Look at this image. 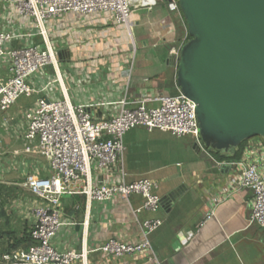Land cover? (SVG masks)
Returning a JSON list of instances; mask_svg holds the SVG:
<instances>
[{"label":"crops","instance_id":"crops-1","mask_svg":"<svg viewBox=\"0 0 264 264\" xmlns=\"http://www.w3.org/2000/svg\"><path fill=\"white\" fill-rule=\"evenodd\" d=\"M0 5L1 31L36 35L13 42V47L32 43L45 47L31 20L20 17L10 5ZM45 27L46 41L58 65L44 68L30 84L35 89L48 85L41 95L47 101L66 96L74 105L90 107L103 103L106 105L95 108L97 115L100 119H110L118 114L119 102L125 98L130 107L148 99L151 101L147 107L157 108V97L179 93L178 67L171 54L180 52L188 28L181 12L168 9L167 0L136 2L130 30L113 22L111 14L67 13L47 21ZM134 51V71L128 80ZM159 135L171 134L148 132L143 127L129 131L124 139L122 159L110 168L111 175L93 167L92 176L94 184L110 185L123 181V170L128 184L140 179L158 184L155 194L167 200L157 213L139 215L140 220L163 222L150 236L152 252H138L119 259L96 253L89 256V264H264V230L249 226L251 192H233L224 199L229 171L219 169L217 160L207 150L198 149L191 138H179L184 143L177 150L187 165H176L178 175L156 177L144 163L161 147L154 138ZM71 187L78 191L82 186L78 182ZM174 192H178L175 198L169 199ZM142 204V198L134 196L130 203L116 197L87 207L83 196H66L61 205L63 226L52 245L65 252L82 246L93 251L110 239L137 244L140 226L133 211ZM85 220L88 225L83 228Z\"/></svg>","mask_w":264,"mask_h":264},{"label":"built area","instance_id":"built-area-1","mask_svg":"<svg viewBox=\"0 0 264 264\" xmlns=\"http://www.w3.org/2000/svg\"><path fill=\"white\" fill-rule=\"evenodd\" d=\"M138 1L141 0H0V4L12 6L20 17L31 20L46 43L45 47L33 43L13 47V42L32 39L36 35L0 30V112L7 113L22 97L43 93L44 90L37 91L32 87L30 80L44 68H57L54 51L46 41L47 21L67 13L111 14L113 22L130 30L133 6ZM167 7L170 11L181 12L178 0H167ZM135 56L136 51L129 63L128 80L133 75ZM171 57L175 58L178 67L180 52L172 53ZM150 101L143 99L130 107L131 103L125 98L119 102L116 116L100 119L95 108L106 104L74 105L66 96L57 101L38 99L36 107L26 114L24 138L47 162L49 172L47 176L32 175L24 184L38 202L30 228L32 244L2 255L0 264H89V256L96 253L119 259L138 252H152L150 236L163 222L160 219L140 220L139 215L142 212L155 214L160 210L162 199L155 194L158 184L149 179L128 184L124 181L123 170L120 183L98 186L92 179L93 167L111 175L110 168L122 159L126 134L139 127L148 132L163 131L177 138H191L198 149L206 150L199 136L197 105L192 100L179 90L176 95L157 97V108H148ZM216 166L227 169L230 175L224 199L233 192L249 190L252 194L249 226L264 230V142L260 138L249 140L239 160L217 161ZM78 182L82 187L74 191L71 185ZM76 194L85 198L87 207L94 202H110L116 197L128 203L134 196L141 197L142 206L133 211L140 226L139 243L126 244L110 239L93 251L85 246L65 252L56 250L52 241L63 226L62 201L66 196ZM87 225L85 220L82 226L86 228Z\"/></svg>","mask_w":264,"mask_h":264},{"label":"water","instance_id":"water-1","mask_svg":"<svg viewBox=\"0 0 264 264\" xmlns=\"http://www.w3.org/2000/svg\"><path fill=\"white\" fill-rule=\"evenodd\" d=\"M178 2L191 40L180 50L177 86L197 105L204 148L232 154L264 142V0Z\"/></svg>","mask_w":264,"mask_h":264},{"label":"rangeland","instance_id":"rangeland-1","mask_svg":"<svg viewBox=\"0 0 264 264\" xmlns=\"http://www.w3.org/2000/svg\"><path fill=\"white\" fill-rule=\"evenodd\" d=\"M36 90L45 92L48 85ZM41 95L22 97L7 113L0 112V257L13 250L12 246L19 240H27L33 225V211L38 202L24 187L27 178L32 175L47 176L49 172L47 162L24 138L27 131L26 114L36 107ZM159 136L154 138L161 147L149 155L144 166L150 168L156 177L178 175L176 165H187L177 152L184 140L172 135ZM23 246L24 243L20 249Z\"/></svg>","mask_w":264,"mask_h":264},{"label":"trees","instance_id":"trees-1","mask_svg":"<svg viewBox=\"0 0 264 264\" xmlns=\"http://www.w3.org/2000/svg\"><path fill=\"white\" fill-rule=\"evenodd\" d=\"M181 14L183 16L185 25L187 26L185 17H184L182 12H181ZM190 40H191V38L188 35L186 43L189 42ZM246 143L247 142L242 143V145L235 152H233L232 154H221V153H216V152H213V151H211L209 153L213 156L214 159H216L219 162L229 161V160H239L242 157V154H243V151H244V146L246 145ZM23 243H24V246L22 247L23 249L28 248L32 244V240L30 238V231H29L27 240H24V239L19 240L18 242H16V244H14L12 246L13 250H10L8 252L19 250L21 245H23Z\"/></svg>","mask_w":264,"mask_h":264}]
</instances>
